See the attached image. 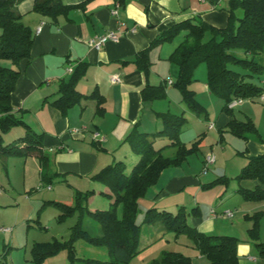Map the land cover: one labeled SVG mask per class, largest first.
Instances as JSON below:
<instances>
[{"label":"trees","instance_id":"obj_1","mask_svg":"<svg viewBox=\"0 0 264 264\" xmlns=\"http://www.w3.org/2000/svg\"><path fill=\"white\" fill-rule=\"evenodd\" d=\"M23 1L25 0H0V156L34 155L47 167L50 165V159L44 150V134L36 131L22 115L18 114L12 99L22 73L21 63L24 60L30 61L35 40L33 30L23 22V16L18 11V6ZM93 1L95 0H85L71 5L62 0H35L33 10L56 21L61 16L67 17L74 10H85ZM116 1L121 7L126 4V0ZM237 10L242 11L241 16L236 14ZM182 34L183 40L169 57V61L179 67V77L173 86L180 91L182 101L194 111L204 113V108L197 102L194 92L188 89V85L194 79L196 68L205 63L208 89L223 99L222 111L231 117L225 126L219 128L221 141L224 140V133H230L246 141L249 140V135H255L263 141L253 119L248 116H245L244 120L237 119L234 109L229 105L234 100H252L264 95V86L248 80L256 76L264 81V64L256 60V56L264 53V0H231L228 23L223 28L201 20H185L162 33L148 48L137 53L134 63L146 79L151 71V50L164 43L173 42ZM240 52L245 57L240 56ZM5 62L10 66L5 65ZM231 66H237L247 73L236 71ZM87 70L88 63L81 62L69 80L59 82V96L51 101V104L63 116H67L72 108L88 99L96 101L97 116L105 115L106 98L98 88L90 95H84L77 89ZM141 95L144 102L162 100L167 97V87L147 84ZM156 116L163 124L162 129L145 133L140 132L136 125L125 139V143L140 156L130 174L126 173V163L118 161L93 175V178L110 187L114 195V204L109 211L89 212L101 226L100 235L91 236L87 231L80 229V226L78 235L94 245L107 247L111 257L108 264H131L147 248L140 246L142 226L162 223L169 231L189 236L195 248L201 255L206 256L211 264H240L238 238L209 235L197 227L190 226L187 222V213L191 212L186 211L185 207H181L176 214L152 208L148 210L144 222L141 225L137 224L139 199L158 183L165 169L181 165L190 154L200 148V141L188 147L181 139L183 127L186 125L184 115L166 111L158 112ZM19 127L24 133L6 144V136ZM164 138L168 139L170 144L157 149L156 141ZM92 145L98 150L106 151L99 141L93 142ZM169 147L177 149L174 157L164 155ZM247 158L248 164L237 176V180L241 183L258 181L262 185H257L253 189L240 188L238 192L247 201L264 202V153ZM121 206L123 211L119 216L118 210ZM77 207L86 213L84 207L80 205ZM65 210L63 216L72 214L75 209L66 206ZM196 210L193 209L192 212L197 214ZM263 215L264 210L247 216L253 222L249 234L255 240L259 238V220ZM259 245L263 246L261 243ZM58 249L57 244H36L34 252L37 262L43 261L48 254H55ZM70 252L73 253L72 248ZM148 264H192V260L179 252H163L161 257Z\"/></svg>","mask_w":264,"mask_h":264},{"label":"rangeland","instance_id":"obj_2","mask_svg":"<svg viewBox=\"0 0 264 264\" xmlns=\"http://www.w3.org/2000/svg\"><path fill=\"white\" fill-rule=\"evenodd\" d=\"M182 40L183 34L177 38L175 44ZM175 44L173 42L174 46ZM239 55L245 57L241 52ZM256 60L264 64V53L256 56ZM4 64L10 66L9 63ZM231 68L247 73L237 66ZM178 77L179 67L174 64L167 79L176 82ZM248 80L264 86L262 80L256 76ZM207 81V66L203 63L196 68L194 79L188 85L197 102L204 108L203 114L183 102L180 91L173 85L166 86L167 90H173V96L168 97L167 91L165 99L154 101L158 106L162 105L165 111L184 115L186 125L183 127L181 139L188 147L200 141V148L190 154L181 165H174L163 171L158 183L139 199L136 222L141 225L148 210L152 208L176 214L181 207H185L186 211L191 212L187 213L190 226L209 235L236 237L239 240L238 247H248V250L242 249L240 264H264V215L259 220L257 240L249 234L253 222L247 218L264 210V202L247 201L238 192L244 187L255 188L251 181L241 183L237 180V176L248 164V141L230 133H224V140L221 141L220 126L217 124L220 116H225L222 111L224 101L208 89ZM250 102V99L244 100V103ZM234 115L239 120L245 119L240 106L234 109ZM212 124L214 128H211ZM162 127L163 124L159 121L156 131ZM13 132L24 133L22 128H15L6 136V144L14 139L15 136L11 135ZM249 138H255V135H249ZM168 144V139H158L155 147L159 149ZM96 150L101 156L109 157L111 162H107L106 166L124 161L127 174L131 173L140 159L128 143H124L116 154L103 155L104 151ZM176 151V148L169 147L164 155L174 157ZM209 154H213L216 161L207 167ZM55 156L56 154L49 153L50 165L47 167L34 155L0 156V264H108L111 261L107 247L94 245L78 235V226L91 236L100 235L101 226L89 212L109 211L113 208L114 195L110 187L93 178L101 169L85 176L76 172H59L54 163ZM188 174L196 177V182L183 184L175 193L166 188L174 177ZM163 189H167L165 195L160 201H156L155 197ZM78 205L84 207L86 213ZM66 206L75 210L72 214L63 216ZM193 209H197V214L192 212ZM122 211L121 206L118 210L119 216ZM228 212L232 214L228 215ZM140 242L141 248H153L144 257L147 261L158 259L163 252H179L190 257L192 264H211L195 248L189 236L169 231L162 223L144 224ZM39 243L57 244L59 249L55 254H48L43 261L37 262L34 247ZM140 256L141 254L131 264L145 263Z\"/></svg>","mask_w":264,"mask_h":264},{"label":"crops","instance_id":"obj_3","mask_svg":"<svg viewBox=\"0 0 264 264\" xmlns=\"http://www.w3.org/2000/svg\"><path fill=\"white\" fill-rule=\"evenodd\" d=\"M62 1L75 5L85 0ZM230 1L126 0L125 6L121 7L116 0H95L85 10H74L56 21L34 12L35 0L23 1L18 11L23 16V22L33 30L35 40L30 61L21 63L22 73L12 97L13 105L36 131L44 134V150L48 154H56L54 163L59 172H76L85 176L111 162L109 157L101 156L93 148V142L99 141L106 149L103 155L116 154L136 125L140 132H155L160 121L156 113L166 112L165 108L158 106L157 102H144L141 91L147 84L173 87L174 81L167 79L174 68L169 57L180 42L175 44V39V46L169 42L151 50L148 79L134 63L137 53L185 20H201L215 27H225ZM115 10L117 13H114ZM240 11H236L238 16H241ZM40 27L42 30L38 32ZM112 31L118 33L117 41L109 40L100 48L90 44V41ZM81 62L88 63V70L77 89L84 95H90L98 88L106 98L104 116L96 115L95 100H83L67 116L51 104L59 96V82L69 80ZM116 75L120 80L113 82L112 77ZM167 91L168 97L173 96L171 88ZM250 101L244 103L243 100L233 109L240 106L244 115L252 118L259 130L263 141L257 136L248 140V156H255L264 153V95ZM230 119L221 115L217 126L222 128ZM214 127L212 124L211 128ZM95 132H99L101 137L96 139ZM22 134L13 132L11 135L16 138ZM196 180L190 174L174 177L166 188L175 193L183 184ZM251 182L254 187L262 185L258 181ZM167 189L160 191L155 200L160 201ZM262 205L264 207V203ZM207 220L211 221V218ZM146 247L140 256L145 262L142 264L150 262L144 257L153 248ZM242 249L248 250V247L239 246V256L243 255Z\"/></svg>","mask_w":264,"mask_h":264},{"label":"built area","instance_id":"obj_4","mask_svg":"<svg viewBox=\"0 0 264 264\" xmlns=\"http://www.w3.org/2000/svg\"><path fill=\"white\" fill-rule=\"evenodd\" d=\"M117 6L119 7V4H117ZM117 9H118V8H116V10H117ZM116 10L114 11V13H117ZM41 30H42V27H40V28L38 29V32H40ZM118 39H119V35H118V33L115 32V31H112V32H109L108 34H106V35H104V36H101V37H99V38H96V39L90 41V44L93 45V46H95V47H97V48H100V47H102V45H104L107 41H109V40L117 41ZM68 70H69V72L72 71V69H68ZM119 80H120V78H119L117 75L112 77V81H113V82H117V81H119ZM169 83L172 84V81L170 80ZM241 102H242V100H234V101L229 105V107H230V108H233L234 106H236L237 104H239V103H241ZM94 137H95L96 139H97V138H100V137H101V134H100L99 132H95V133H94ZM215 160H216V157H215L213 154H209L208 157H207V167H208L209 165L213 164V163L215 162ZM207 167H206V168H207ZM231 214H232L231 212H228V215H231Z\"/></svg>","mask_w":264,"mask_h":264}]
</instances>
